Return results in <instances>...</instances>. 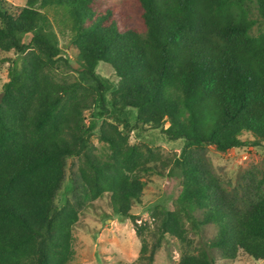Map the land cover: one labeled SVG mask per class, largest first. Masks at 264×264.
Instances as JSON below:
<instances>
[{
    "label": "trees",
    "instance_id": "trees-1",
    "mask_svg": "<svg viewBox=\"0 0 264 264\" xmlns=\"http://www.w3.org/2000/svg\"><path fill=\"white\" fill-rule=\"evenodd\" d=\"M252 8L264 22V0H26L17 13L0 0V51L17 55L0 92V264H68L79 204L57 208L54 199L69 157L82 159L79 180L91 200L107 192L112 209L132 218L148 264L167 234L189 244L185 221L196 234L215 223L217 233L175 264H214L210 249L264 264V175L229 198L187 148L264 142V30L252 32ZM53 22L69 31L73 63ZM100 61L118 77L113 110L134 109L138 122L167 124L169 137L186 140L175 207L155 209L152 228L129 213L150 155L106 119L98 133L110 152L92 150L96 122H86L85 111L103 103ZM62 63L73 80L58 72Z\"/></svg>",
    "mask_w": 264,
    "mask_h": 264
},
{
    "label": "rangeland",
    "instance_id": "rangeland-1",
    "mask_svg": "<svg viewBox=\"0 0 264 264\" xmlns=\"http://www.w3.org/2000/svg\"><path fill=\"white\" fill-rule=\"evenodd\" d=\"M2 1L13 13L19 12L26 2ZM250 16L258 21L253 25L252 32L263 31L264 22L255 9L252 8ZM52 27L57 33L61 54L65 53L73 63L76 50L69 45V31L61 26L59 28L54 22ZM16 58L13 50L0 51V92L8 80L11 62ZM60 70L66 73L65 78L74 79L75 73L69 65L62 63L58 72ZM96 75L104 86L103 103L85 111V121L96 122L90 136L92 150L101 158L107 157L110 152L98 133L101 121L106 119L117 124L128 135L129 143L139 145L146 155H150L146 163L147 169L138 172L139 178L144 182L141 198L132 203L129 213L135 217L136 224L145 223L152 228L157 222L153 213L155 209L175 207L174 199L182 188L183 180V174L176 162L186 146V140L169 137L163 131L167 124L157 127L138 122L134 109L126 108L123 113L113 110L109 97L117 85L118 77L110 64L101 61L96 66ZM241 138L250 139L251 134L244 132ZM147 148L149 152H146ZM187 148L194 160L203 165L218 191L229 198L240 196L248 186L256 185L264 175V142L256 146L233 147L227 151H220L209 143L200 146L188 145ZM81 162L82 159L76 157L67 158L64 179L54 199L57 208L68 201H77L79 204L78 221L72 228V257L68 264H148L146 259H139L141 238L135 232L132 218L120 215L112 209L107 192L95 200L89 198L79 180L78 167ZM185 223L189 244L186 245L167 234L156 250L151 264H175L182 252H196L197 248L207 244L217 233L218 227L215 223L205 224L197 234L188 222ZM145 236L151 243L153 237L150 233L146 232ZM210 252L214 257V264H263V261L254 260L241 251L231 261L224 260L217 249H210Z\"/></svg>",
    "mask_w": 264,
    "mask_h": 264
}]
</instances>
